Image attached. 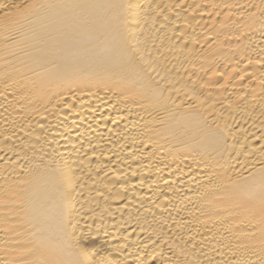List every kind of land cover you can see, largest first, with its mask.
<instances>
[{"label": "bare ground", "instance_id": "6f19581e", "mask_svg": "<svg viewBox=\"0 0 264 264\" xmlns=\"http://www.w3.org/2000/svg\"><path fill=\"white\" fill-rule=\"evenodd\" d=\"M0 264H264V0H0Z\"/></svg>", "mask_w": 264, "mask_h": 264}]
</instances>
